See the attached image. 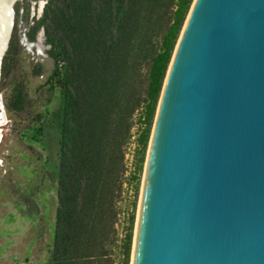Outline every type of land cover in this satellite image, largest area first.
<instances>
[{"label":"water","instance_id":"obj_1","mask_svg":"<svg viewBox=\"0 0 264 264\" xmlns=\"http://www.w3.org/2000/svg\"><path fill=\"white\" fill-rule=\"evenodd\" d=\"M143 181L133 264H264V0L193 1Z\"/></svg>","mask_w":264,"mask_h":264},{"label":"trees","instance_id":"obj_2","mask_svg":"<svg viewBox=\"0 0 264 264\" xmlns=\"http://www.w3.org/2000/svg\"><path fill=\"white\" fill-rule=\"evenodd\" d=\"M194 0H48L37 28L55 60L52 86L60 88L58 206L52 257L45 264H131L136 209L164 81ZM37 28L32 39L36 38ZM20 53L13 38L4 79ZM10 112L28 104L22 82L12 85ZM26 133L39 141L38 113ZM134 168L126 153L134 128ZM134 199L120 234L119 201ZM119 250L120 257L115 255Z\"/></svg>","mask_w":264,"mask_h":264},{"label":"rangeland","instance_id":"obj_3","mask_svg":"<svg viewBox=\"0 0 264 264\" xmlns=\"http://www.w3.org/2000/svg\"><path fill=\"white\" fill-rule=\"evenodd\" d=\"M29 21L19 24L20 53L12 78L3 80L0 93L4 116L0 142V264H45L53 250L58 206L54 177L59 167L63 99L59 87L51 88L55 60L45 35L34 42L21 43ZM18 82L26 87L28 104L23 111L10 112L6 101L12 93V85ZM38 113L43 118V134L35 141L27 135L26 128ZM134 133L137 136V127ZM127 151L130 154L135 151L133 142ZM142 187L143 182L136 220ZM131 190L126 189L119 201L120 234L132 212L134 192ZM115 255L120 257L119 250Z\"/></svg>","mask_w":264,"mask_h":264},{"label":"flooded vegetation","instance_id":"obj_4","mask_svg":"<svg viewBox=\"0 0 264 264\" xmlns=\"http://www.w3.org/2000/svg\"><path fill=\"white\" fill-rule=\"evenodd\" d=\"M48 0L41 2L40 0H0V41L2 43V28L3 20L7 24V36L4 42V46L0 48V93L3 87V68L5 64V57L9 51L11 41L18 36L19 24L25 23V20L30 19L29 27L24 31V37L21 41L23 45L26 43L39 40L41 35L44 34V28L40 26L37 28L38 21H40L44 7ZM36 14L38 16H36ZM37 28L36 38L33 40L32 35ZM20 41V38H19ZM1 100H0V112H1ZM2 123V122H1Z\"/></svg>","mask_w":264,"mask_h":264},{"label":"bare ground","instance_id":"obj_5","mask_svg":"<svg viewBox=\"0 0 264 264\" xmlns=\"http://www.w3.org/2000/svg\"><path fill=\"white\" fill-rule=\"evenodd\" d=\"M7 34V24L6 22L3 20V28H2V43L0 41V48L2 47V45L4 46V42L6 40V35ZM3 113L0 112V123L3 121ZM0 142H1V136H0ZM143 189H144V181H143V187H142V192H141V199H140V204H139V210H138V214H137V225L139 222V215H140V209H141V200H142V193H143ZM135 244H136V236H135ZM134 252H135V245H134V251H133V257H132V264H133V260H134Z\"/></svg>","mask_w":264,"mask_h":264},{"label":"built area","instance_id":"obj_6","mask_svg":"<svg viewBox=\"0 0 264 264\" xmlns=\"http://www.w3.org/2000/svg\"><path fill=\"white\" fill-rule=\"evenodd\" d=\"M132 142L134 143V148H135L137 146V140H136L135 133L133 134L132 141L130 142V144H132ZM128 149H129V146H128ZM134 152H133V154H130L128 151L126 153V163H127V167H128V172L127 173L132 171L133 168H134ZM126 189L127 190H131L132 189L131 191L133 192V187L131 185L127 184V183H126Z\"/></svg>","mask_w":264,"mask_h":264}]
</instances>
